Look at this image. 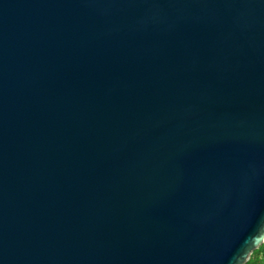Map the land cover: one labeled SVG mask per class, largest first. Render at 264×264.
Returning <instances> with one entry per match:
<instances>
[{"label":"water","instance_id":"water-1","mask_svg":"<svg viewBox=\"0 0 264 264\" xmlns=\"http://www.w3.org/2000/svg\"><path fill=\"white\" fill-rule=\"evenodd\" d=\"M263 243L264 0H0V264Z\"/></svg>","mask_w":264,"mask_h":264},{"label":"trees","instance_id":"trees-1","mask_svg":"<svg viewBox=\"0 0 264 264\" xmlns=\"http://www.w3.org/2000/svg\"><path fill=\"white\" fill-rule=\"evenodd\" d=\"M245 264H264V243L251 253Z\"/></svg>","mask_w":264,"mask_h":264}]
</instances>
